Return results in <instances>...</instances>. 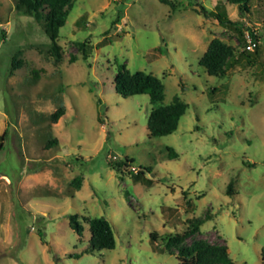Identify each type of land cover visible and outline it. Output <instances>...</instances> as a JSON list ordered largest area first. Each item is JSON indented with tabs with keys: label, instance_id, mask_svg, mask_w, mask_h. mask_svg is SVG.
<instances>
[{
	"label": "rangeland",
	"instance_id": "obj_1",
	"mask_svg": "<svg viewBox=\"0 0 264 264\" xmlns=\"http://www.w3.org/2000/svg\"><path fill=\"white\" fill-rule=\"evenodd\" d=\"M16 3L0 0V264H179V252L198 242L227 247L238 264H262L264 0L247 10L230 0H74L57 52ZM218 3L238 29L257 27L258 51L204 15ZM213 41L227 54L215 76L199 64ZM121 68L156 76L162 104L187 106L173 134L149 136L156 104L116 91ZM96 217L110 221L116 247L84 253L87 219Z\"/></svg>",
	"mask_w": 264,
	"mask_h": 264
},
{
	"label": "trees",
	"instance_id": "obj_2",
	"mask_svg": "<svg viewBox=\"0 0 264 264\" xmlns=\"http://www.w3.org/2000/svg\"><path fill=\"white\" fill-rule=\"evenodd\" d=\"M74 0H17L16 7L23 14L34 17L41 23L42 28L47 34L51 44L53 52H57V35L60 28L64 25V20L67 16V5L71 4ZM234 4H240L243 9L247 10L246 4L249 0H230ZM206 17L215 18L225 27L234 28L239 32V35L243 37L245 41L246 31L249 30L254 36L255 40L261 41L259 34H254L253 25L246 28V31H242L236 27V23L233 22L227 14L226 6L223 3L216 5V10L202 9ZM86 42L79 43L80 50L84 53V59L87 60L88 55L85 51ZM260 48V44L257 46L256 51ZM227 54L225 50L216 41H213L208 46L206 52L201 57L199 64L206 69L208 74L215 76L223 72ZM59 57V56H58ZM115 89L123 97H129L138 94H148L151 104L156 107L152 109L148 118L147 128L149 130V136L159 137L173 134L178 127L180 119L186 114L187 106L175 98L172 104H162L161 102L165 98V86L156 77L151 74H147L144 71H136L128 73L121 68L115 79ZM64 115V108L57 109L50 117L52 122H57ZM5 140V133L0 135V150L3 148ZM57 139H53L48 143L56 144ZM129 159H127L128 163ZM126 163V166L128 164ZM116 164V165H115ZM110 165L116 167H122V164L117 162ZM252 166V165H251ZM143 171L136 172L135 174H142ZM145 182L148 185H152L151 179H146ZM233 182L230 183L229 188L232 187ZM231 189H229L230 192ZM231 194V193H230ZM209 216L205 218L196 219L191 221V225L188 230L175 238H172L168 243V248L172 247L179 242L186 241L189 237H192L200 231L201 226L209 220ZM87 221L90 223L91 237L89 239V246L84 250V253H93L101 250H112L116 247V238L113 230V226L109 220L105 217L89 218ZM70 226L80 235H84L85 227L82 224L79 215L73 214L70 217ZM151 238L155 242L157 240V233H151ZM262 264H264V247L261 250ZM179 264H238L230 256L227 247L225 246H213L205 242H198L195 245L189 247L186 250L179 252Z\"/></svg>",
	"mask_w": 264,
	"mask_h": 264
},
{
	"label": "built area",
	"instance_id": "obj_3",
	"mask_svg": "<svg viewBox=\"0 0 264 264\" xmlns=\"http://www.w3.org/2000/svg\"><path fill=\"white\" fill-rule=\"evenodd\" d=\"M254 34H259L257 29H254ZM261 43V41L255 40L254 36L252 33L247 30L245 34V44H246V49L250 51H255L257 46ZM114 160H117L116 156H111Z\"/></svg>",
	"mask_w": 264,
	"mask_h": 264
}]
</instances>
